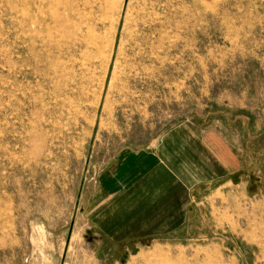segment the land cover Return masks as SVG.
I'll return each instance as SVG.
<instances>
[{"label": "rangeland", "instance_id": "374dc122", "mask_svg": "<svg viewBox=\"0 0 264 264\" xmlns=\"http://www.w3.org/2000/svg\"><path fill=\"white\" fill-rule=\"evenodd\" d=\"M28 1L0 0V264L264 263L256 204L211 194L204 224L154 242L99 188L123 151L179 126L260 145L264 0H67L70 35L66 0Z\"/></svg>", "mask_w": 264, "mask_h": 264}, {"label": "crops", "instance_id": "0c3cea01", "mask_svg": "<svg viewBox=\"0 0 264 264\" xmlns=\"http://www.w3.org/2000/svg\"><path fill=\"white\" fill-rule=\"evenodd\" d=\"M261 131L257 147L249 140L239 143L241 134L227 141L217 131L201 135L179 126L151 150L123 151L103 173L101 195L116 197L110 208L124 230L154 242L189 234L195 219L203 218L204 224L201 209L211 194L256 204L264 218ZM245 133L248 139L254 136L250 128Z\"/></svg>", "mask_w": 264, "mask_h": 264}, {"label": "bare ground", "instance_id": "6f19581e", "mask_svg": "<svg viewBox=\"0 0 264 264\" xmlns=\"http://www.w3.org/2000/svg\"><path fill=\"white\" fill-rule=\"evenodd\" d=\"M50 1V0H49ZM48 4V3H47ZM55 3L53 2V4L52 5H54ZM35 0H29L28 1V8L30 9V11H32V12H34V8H35ZM42 7V6H41ZM49 8H50V6H49ZM51 9V8H50ZM63 9V8H62ZM44 10V9H43ZM64 10H65V12L68 14V18L65 20V23L66 24H70V22L72 21L71 19V21L69 20V17L70 16H73V15H75V12H74V7H73V3H71V2H68L67 0L64 2ZM48 12V11H47ZM34 14V13H33ZM50 17V16H49ZM65 17V16H64ZM49 19V18H48ZM48 19H46V20H43V21H41V22H39V25L41 26V27H44V28H46L47 30L49 29V28H51L52 26H51V24H56V25H58V23L59 22H61V21H64V19L62 18V19H60V18H58L57 17V19H54V20H48ZM16 20V19H15ZM49 21H51V23H49ZM35 21H34V18H32L31 19V23H30V25L32 26L33 24H35L34 23ZM73 22V21H72ZM61 28V27H60ZM31 29V28H30ZM46 29H45V31H46ZM72 30H70L69 28H64V29H61L60 31L61 32H65L67 35H70V34H72V33H77V32H82V29H81V27L76 23V22H73V25H72V28H71ZM48 31H50V29L48 30ZM14 35V34H13ZM53 35V34H52ZM15 36V35H14ZM14 36H13V38H14ZM84 38V37H83ZM81 40H78V42H80ZM76 46V42H72V43H70V46ZM78 45V44H77ZM62 46L60 45V44H57V45H55L54 46V48L52 49V50H54L55 52H60V51H62ZM12 51H13V53H14V44L12 45ZM50 54L48 53H41V56L39 57V61H40V65H38L40 68H44L45 67V69H40L41 71L39 72V77L41 78V79H43V80H45V79H47V74H49V72H50V67H49V64H50V62H51V60H50ZM57 57V56H56ZM75 61V60H74ZM62 65V64H61ZM67 65H68V62H67ZM63 66V65H62ZM72 66V65H71ZM70 67V66H69ZM71 68H73V67H71ZM57 69V68H56ZM13 74H15V66H13Z\"/></svg>", "mask_w": 264, "mask_h": 264}]
</instances>
